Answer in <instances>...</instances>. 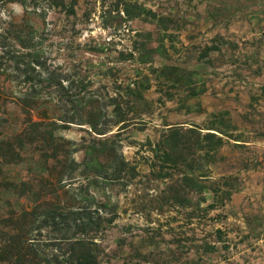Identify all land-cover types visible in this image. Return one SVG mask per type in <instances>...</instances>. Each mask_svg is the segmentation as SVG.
Returning <instances> with one entry per match:
<instances>
[{"label": "rangeland", "instance_id": "1", "mask_svg": "<svg viewBox=\"0 0 264 264\" xmlns=\"http://www.w3.org/2000/svg\"><path fill=\"white\" fill-rule=\"evenodd\" d=\"M74 10L47 16L54 61L87 75L102 96L142 82L147 100V113L136 102L128 116L141 118L116 137L136 174L111 189L117 217L100 264H264V0H76ZM21 15L18 4L0 7L2 19ZM12 85L0 76V141L24 118L4 97L18 98ZM31 116L51 114L44 108ZM167 125L182 126L187 137L194 126L221 138L217 145V137L193 135L200 144L184 149L196 168L189 174L214 188L200 204L190 189L179 201L170 198L188 169L181 163L165 168L170 177L158 175L151 148ZM85 126L72 123L61 134L79 142ZM27 151L34 160L7 163L13 157L0 148V180L49 174L52 160Z\"/></svg>", "mask_w": 264, "mask_h": 264}, {"label": "trees", "instance_id": "2", "mask_svg": "<svg viewBox=\"0 0 264 264\" xmlns=\"http://www.w3.org/2000/svg\"><path fill=\"white\" fill-rule=\"evenodd\" d=\"M75 3L0 0V7L18 4L22 8L18 20L0 18V76L18 88L15 101L10 95L4 97L24 114L21 129L2 138L0 148L13 157L7 163L34 160L27 151L33 147L37 160H52L54 164L49 174L39 179L0 180V264H100L105 255L102 241L117 217L111 189L118 181L126 186L136 174L116 137L128 123L141 118L128 116L136 111V102L143 104L141 111L147 113L142 82L134 80L125 91H107L102 96L87 75L70 74L65 62L50 56L46 41L52 28H47V16L50 12L70 16ZM35 19L44 24L40 26ZM44 108L50 111L49 118H32L33 110ZM107 117L111 119L106 122ZM72 123L86 125L87 136L82 135L79 142L61 134ZM112 126L116 131L112 132ZM183 129L167 125L151 151L160 162V178L172 175L165 168L178 167L179 163L188 168L179 172L180 184L178 189H169L170 198L179 201L190 189L199 194L200 204L206 189L214 188L189 174L196 168L187 161L184 149L199 145L200 135L207 142L217 137V145L221 138L214 132L201 134L194 126L187 128L192 135L187 137ZM77 152L80 160L74 157ZM229 195L226 191V197Z\"/></svg>", "mask_w": 264, "mask_h": 264}]
</instances>
